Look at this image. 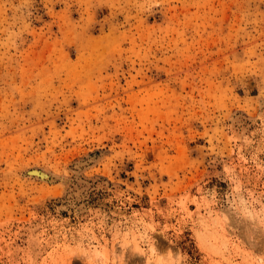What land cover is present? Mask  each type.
<instances>
[{"label": "rangeland", "instance_id": "rangeland-1", "mask_svg": "<svg viewBox=\"0 0 264 264\" xmlns=\"http://www.w3.org/2000/svg\"><path fill=\"white\" fill-rule=\"evenodd\" d=\"M0 264H264V0H0Z\"/></svg>", "mask_w": 264, "mask_h": 264}, {"label": "bare ground", "instance_id": "bare-ground-1", "mask_svg": "<svg viewBox=\"0 0 264 264\" xmlns=\"http://www.w3.org/2000/svg\"><path fill=\"white\" fill-rule=\"evenodd\" d=\"M38 174V172H33V174L32 175H37ZM98 255H100V256H102V254L101 253H99Z\"/></svg>", "mask_w": 264, "mask_h": 264}]
</instances>
